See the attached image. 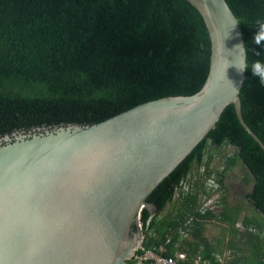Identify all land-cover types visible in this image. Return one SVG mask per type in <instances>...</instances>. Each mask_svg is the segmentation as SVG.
Segmentation results:
<instances>
[{"label": "trees", "instance_id": "1", "mask_svg": "<svg viewBox=\"0 0 264 264\" xmlns=\"http://www.w3.org/2000/svg\"><path fill=\"white\" fill-rule=\"evenodd\" d=\"M225 2L238 20L249 63L264 59V40L254 42L264 0ZM209 57L203 20L185 0H0V139L92 126L141 104L192 96L206 79ZM239 99L244 122L264 145V86L250 69ZM209 145L220 156L217 166L206 159ZM197 167L213 178L215 212L198 210L200 198L212 192ZM236 167L244 170L243 184H250L245 198L264 215V152L228 105L206 138L147 197L155 210L142 212L144 222L150 218L147 247L161 244L163 256L183 252L209 264H264V225L244 216L239 231L241 206L226 203L224 178ZM188 176L191 191L175 200V187ZM173 200L179 209L161 216ZM214 220L228 225L232 239H246L240 248L228 247L232 259L204 235L205 223Z\"/></svg>", "mask_w": 264, "mask_h": 264}, {"label": "water", "instance_id": "2", "mask_svg": "<svg viewBox=\"0 0 264 264\" xmlns=\"http://www.w3.org/2000/svg\"><path fill=\"white\" fill-rule=\"evenodd\" d=\"M210 39L201 89L136 106L92 126L67 125L0 139V264H129L139 240L133 230L151 192L192 152L232 105L244 122L239 93L245 70L225 71L223 47L244 46L225 0H185ZM231 59V57H227ZM239 92L232 95V85Z\"/></svg>", "mask_w": 264, "mask_h": 264}, {"label": "rangeland", "instance_id": "3", "mask_svg": "<svg viewBox=\"0 0 264 264\" xmlns=\"http://www.w3.org/2000/svg\"><path fill=\"white\" fill-rule=\"evenodd\" d=\"M210 154H215V157H213V161L211 163L214 164V166L218 165V157L219 156L216 151L213 149L210 150L209 152ZM220 157V156H219ZM203 167V166H202ZM205 168V167H204ZM199 173L198 171V167L195 170V173ZM244 170L242 167H236L233 170H231L230 172H227L224 178V184L227 188V192H226V203L228 205L231 206H236L239 205L241 206V213H240V217H239V221L237 226V229L239 231H242V226L241 224V220L242 218L245 216L248 219H254L257 222L261 223L264 225V215L259 214L258 212H256L253 207L251 206V204L247 201V199L245 198V194L248 193L250 191V184L248 186H245L242 182V178L244 177L243 174ZM206 181V180H203ZM217 197V193H212L209 197V201L207 202V205H212V202L216 199ZM219 197V196H218ZM218 197L216 199V203L218 201ZM175 200H179L182 201V199H180L179 197H176ZM173 200L171 204H168L166 206V208L164 209V211L161 213V216H165L166 214L170 213V212H175L179 209L180 207V202ZM200 204L202 205L203 202H201L200 199ZM215 206H217L215 204ZM200 207H198V210ZM205 208V206H201V209L203 210ZM222 209V208H221ZM211 211L215 212L217 211V208L214 209H210ZM149 214H154L155 210L151 209L148 210ZM205 232L204 235L207 236L208 239H212V240H219V244H220V251L222 252V257L224 259H226L227 257L232 259L231 254L232 251L234 249H230L228 247L234 245L236 246V248H240L241 246H243V242H245V238H239L238 236L235 237L234 239L231 238V235L229 234V227L226 223H221L219 221H211V222H207L205 223V228H204ZM240 239H242L241 241H239ZM211 240V241H212ZM232 242V243H231ZM136 245V244H135ZM222 260V259H221Z\"/></svg>", "mask_w": 264, "mask_h": 264}, {"label": "built area", "instance_id": "4", "mask_svg": "<svg viewBox=\"0 0 264 264\" xmlns=\"http://www.w3.org/2000/svg\"><path fill=\"white\" fill-rule=\"evenodd\" d=\"M199 173L202 175L205 171V168H201L198 170ZM199 174V175H200ZM212 177H207L206 175H202V181H203V187L205 189H208V191L211 190L213 193V190L215 189V183L212 181ZM193 182V179L188 176L184 181H182L177 187L174 189V199L176 197H179L181 199L182 196L187 195L191 191V184ZM210 197V196H209ZM209 197H201V202H203L202 205H199V209L201 213H204L206 210H210L212 208L216 209L217 206H215L216 201L214 200L212 202V205H207V202L209 201ZM200 204V203H199ZM201 206H205V208L202 210ZM143 210H147L146 207H141L140 210L137 213L134 226L136 227V231L139 233V240L137 241V244L135 246V250L132 256V260L134 261V264H209L208 261L201 260L199 257L189 258L185 253L178 252L175 254L174 257H166L163 256L164 252V245H151L150 247H147V237L150 235V218L146 220L145 222L142 219V212ZM214 211V210H213ZM149 213V212H148ZM152 215V214H150ZM152 233V232H151ZM182 236H186L185 232H180ZM169 242V238L166 239L165 243Z\"/></svg>", "mask_w": 264, "mask_h": 264}, {"label": "clouds", "instance_id": "5", "mask_svg": "<svg viewBox=\"0 0 264 264\" xmlns=\"http://www.w3.org/2000/svg\"><path fill=\"white\" fill-rule=\"evenodd\" d=\"M236 20L232 21L230 27L220 32L218 35V62L221 64L222 72L225 78V71L229 66H233L238 72H243L245 69H250L252 76H254L257 82L264 86V59H253L250 63L248 60V49L246 46L237 44L232 50H226L223 47V39L228 35V29L231 28ZM258 31L254 36V42L259 44L261 40H264V21H257ZM260 53H257L259 56ZM231 57L228 59L227 57ZM231 83V82H230ZM232 85V83H231ZM239 90L232 85V95L236 96Z\"/></svg>", "mask_w": 264, "mask_h": 264}, {"label": "crops", "instance_id": "6", "mask_svg": "<svg viewBox=\"0 0 264 264\" xmlns=\"http://www.w3.org/2000/svg\"><path fill=\"white\" fill-rule=\"evenodd\" d=\"M207 149H208V151H207L206 159L209 158V161H210V160L213 159V157H215V154H212V156L209 157V154H210L209 152H210L211 149H212V150H213V149L215 150V147L209 145V147H208ZM217 157H219V156H217ZM212 244H213V245H216L217 247L220 248V244H219V242H217L216 240H212Z\"/></svg>", "mask_w": 264, "mask_h": 264}]
</instances>
